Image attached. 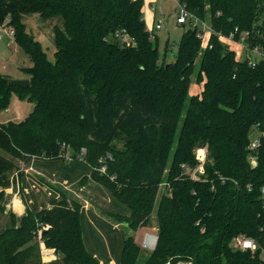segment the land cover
I'll return each instance as SVG.
<instances>
[{"label":"trees","instance_id":"1","mask_svg":"<svg viewBox=\"0 0 264 264\" xmlns=\"http://www.w3.org/2000/svg\"><path fill=\"white\" fill-rule=\"evenodd\" d=\"M176 2L191 17L167 61L146 27L143 0H0V23L32 62L22 67L27 87L0 73V110L11 93L33 102L23 119L0 121V150L24 161L63 159L68 144L70 162L82 156L91 176L129 208L130 226L149 223L157 185L166 182L156 244L144 264H264V134L248 148L251 131L264 132V58L250 66L219 37L247 32L249 45H263L264 0ZM32 13L61 19L53 26L54 60L26 31L23 17ZM200 21L210 29L203 47ZM192 76L201 83L195 94ZM119 132L129 135L121 149L112 145ZM204 146L203 172L192 178L185 167L197 166L194 149ZM107 149L105 173L91 170ZM16 168L0 152V205ZM58 194L40 210L11 213L0 230V264H102L85 244L80 203ZM39 223L48 225L41 239L57 254L48 263L40 262L34 240ZM240 234L257 248L232 247ZM139 248L123 239L117 264H139Z\"/></svg>","mask_w":264,"mask_h":264},{"label":"rangeland","instance_id":"2","mask_svg":"<svg viewBox=\"0 0 264 264\" xmlns=\"http://www.w3.org/2000/svg\"><path fill=\"white\" fill-rule=\"evenodd\" d=\"M151 4H155L156 11L154 17L151 11L148 13L145 20L148 26L147 29L149 30L154 19L161 18L162 27L159 29L154 28L153 32L157 35V46L160 58L165 53L164 58L167 61H172L178 40L188 23L182 24L176 22V16L178 14L176 0H153ZM23 21L26 25V31L34 35L45 50L47 57L50 60H54L53 26L55 24L61 26V19L54 17L43 20L38 13H32L25 15ZM205 23L209 27L208 23ZM0 35V73L6 77L15 79L28 77L22 70V67H27L32 64L30 57L15 43L12 35L7 32V26L0 25ZM246 35L247 32H245V37ZM110 37L112 38V36ZM129 38V35H123V39H127L128 41ZM220 40L229 48L231 46H239V43L235 39L231 41L225 37H220ZM244 45L246 46L247 44ZM201 46H204V42H202ZM246 56L256 57L250 50L244 49L241 58L244 59ZM194 77L192 76L189 94H195L201 90V83L195 82ZM32 106L33 102L28 101L27 98H19L15 93H11L8 105L0 110V121L21 120L29 113ZM257 132L256 129H253L250 136L254 137ZM128 137L129 135H126V133L119 132L112 141V145L115 148L121 149ZM67 148L70 151L68 144L66 150ZM205 148L206 146L196 147L194 149L195 157L197 156L201 161V165L198 166V162V167L196 166L199 169L203 168L206 160L207 149L205 150ZM82 150H85L84 147L80 151ZM0 152L13 159L17 165L21 161L20 159L12 158L8 152L2 150ZM111 155V150H105V153L103 152L99 156L98 164H94L91 170L105 173L101 171V168L104 164L107 165L106 160L111 159ZM49 158H46L44 155L43 157L35 159L33 163L36 171L29 172L27 177H22L23 179L20 177L19 181L23 180L22 185L21 182L17 185L14 181L9 185L10 187L13 186L16 191H19V195H21L26 207H30L33 210H40L47 207L51 205L50 198L52 196L59 197L58 193L63 191L80 203L82 209L81 226L85 244L102 264H117L122 241L128 236L132 237L133 241L139 245L140 250L137 259L140 261L139 264H144L142 262H144L148 254L153 250L151 246L155 242V239L149 246L146 244V237L147 235H157L156 206L158 200L163 195L166 182L163 181L157 185L154 207L150 213L149 223L145 226H130L128 222L130 215L129 208L119 202L103 184L91 176L92 172L82 162V156H79V161L75 163H71L70 159L64 154L62 155L63 159L51 158L48 160ZM30 162L31 160H23V166L29 165ZM110 177L113 178L114 175ZM3 225V222L0 220V230L5 227ZM38 226L39 229H37L34 240L39 244L42 241V229L48 228V225L39 223ZM39 259L43 263L41 251H39ZM179 263L191 264L190 261L175 264ZM165 264L174 263L166 262Z\"/></svg>","mask_w":264,"mask_h":264},{"label":"built area","instance_id":"3","mask_svg":"<svg viewBox=\"0 0 264 264\" xmlns=\"http://www.w3.org/2000/svg\"><path fill=\"white\" fill-rule=\"evenodd\" d=\"M177 7H178V9H177V13L178 14L176 16V22H178V23H187L188 22L189 23V18L191 17V14L185 9V7L183 5L177 4ZM196 22L197 21H195L192 24H195ZM0 25H5V24L4 23H0ZM200 25H201V29L202 30L197 32V36L202 40V42H204V45H206L207 42H208L210 29L206 25V23L203 22V21H200ZM160 27H161V20L159 19L157 22L153 23V25H151L149 27L150 35L151 36L153 35L154 28L159 29ZM7 32L10 35H12V37H13V29L12 28L7 27ZM219 37H225L226 39L231 40V41L235 39L239 43V46L238 45L234 46L235 48L233 46H231L230 48L235 51L237 59H239V60L247 59L248 64L250 66H255L256 63L260 59L264 58V44L263 45H254V46L249 45L245 41V32L243 34H241L239 38H235L233 32H231L229 35H226V36L219 35ZM0 39H1V35H0ZM124 40H127V39H124ZM244 44H247V45L245 46ZM244 49L250 50L251 53H253L254 56H256V57L246 56V57H244V59H242L241 58V54H242V51ZM263 134H264V132L258 131L257 134L254 137H251L249 145H248V148L249 149H255L257 147V145L259 144L260 135H263ZM66 146L67 145L65 143H63L62 147L65 150L62 153V155L64 154L67 158L70 159V153L68 151V148L66 150ZM206 149L207 148H205V150ZM83 152L84 151L82 150L81 153H83ZM35 158H36L35 156H31V159H30L31 162L27 166H23L24 165L23 160L19 161V164L17 165V168L11 173L12 174L10 176L11 180L14 181L17 184L19 172H21V171H24V172H35L36 169H35V166H34V163H33ZM196 158L198 159L197 156H196ZM249 160H250V164L252 166L256 165L255 156L251 155L249 157ZM200 162L201 161L199 160V165L198 166L201 165ZM197 167L194 170L190 169L188 167H185V172L187 174H189L192 178H198L199 177L198 173L199 172H203V168L199 169ZM101 171H104V172L106 171V165L105 164L102 166ZM261 192H262V206L264 208V185L261 187ZM230 244H231L232 247H235V248L238 247V248H241V249H250L251 251H254L257 248V244H256V242H255V240L253 238L245 236V235H242V234L232 238ZM179 264H186V263H179Z\"/></svg>","mask_w":264,"mask_h":264},{"label":"crops","instance_id":"4","mask_svg":"<svg viewBox=\"0 0 264 264\" xmlns=\"http://www.w3.org/2000/svg\"><path fill=\"white\" fill-rule=\"evenodd\" d=\"M152 1L153 0H143L142 13H143L144 20H146L147 15L150 11L152 12L153 17L155 15L156 8H155V4H151ZM159 19L161 20V18H157L156 20L154 19L152 22V25L153 23L157 22ZM146 27L148 28L147 25ZM161 27H162V24H161ZM22 172L19 173L17 185L20 184V182L22 185L23 180L19 181L20 177L21 179H23L22 177L23 176L27 177L29 173V172H24V173ZM4 192H5V195L0 205V215H1L0 220L3 222L4 224L3 226H5L4 228H6L11 223V216H10L11 213L16 218L20 217L21 215L25 213L26 205L21 195H19V191H16L13 186L12 187L8 186L7 188L4 189ZM37 202H38V199H37ZM39 248L41 251V259L43 263L51 262L57 258V254L55 253L54 249L46 247L42 241L39 242ZM45 256L47 257L45 258Z\"/></svg>","mask_w":264,"mask_h":264},{"label":"water","instance_id":"5","mask_svg":"<svg viewBox=\"0 0 264 264\" xmlns=\"http://www.w3.org/2000/svg\"><path fill=\"white\" fill-rule=\"evenodd\" d=\"M7 80L8 83L12 85L24 86V87H27L29 85V80L27 78L15 79V78L7 77ZM156 240H157V235H155V242L152 245V248H154Z\"/></svg>","mask_w":264,"mask_h":264},{"label":"bare ground","instance_id":"6","mask_svg":"<svg viewBox=\"0 0 264 264\" xmlns=\"http://www.w3.org/2000/svg\"><path fill=\"white\" fill-rule=\"evenodd\" d=\"M154 239H155V235L154 236L153 235H147V237H146V244H148L150 246L152 244V242H153Z\"/></svg>","mask_w":264,"mask_h":264}]
</instances>
